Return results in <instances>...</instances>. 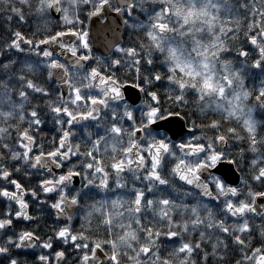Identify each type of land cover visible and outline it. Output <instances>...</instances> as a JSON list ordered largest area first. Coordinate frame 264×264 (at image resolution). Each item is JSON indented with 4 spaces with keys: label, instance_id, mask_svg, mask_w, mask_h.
Masks as SVG:
<instances>
[{
    "label": "snow or ice",
    "instance_id": "6c2138e0",
    "mask_svg": "<svg viewBox=\"0 0 264 264\" xmlns=\"http://www.w3.org/2000/svg\"><path fill=\"white\" fill-rule=\"evenodd\" d=\"M110 14L136 39L94 56ZM0 20V264H264V0H0Z\"/></svg>",
    "mask_w": 264,
    "mask_h": 264
},
{
    "label": "flooded vegetation",
    "instance_id": "af4514ba",
    "mask_svg": "<svg viewBox=\"0 0 264 264\" xmlns=\"http://www.w3.org/2000/svg\"><path fill=\"white\" fill-rule=\"evenodd\" d=\"M55 16V14H54ZM94 20H96V25L99 29L101 30H105L106 27H109L111 25H118V20H113L112 17H111V14L109 15V18L106 22H101L99 19L97 18H94ZM109 20H113V23H110L109 24ZM121 22V30H120V40H119V43L121 44H124V45H128L130 43H132L136 37L135 35L133 34V31L132 29L130 28H127L126 26L123 25L122 21ZM40 23V21L38 19H36L35 17H32L30 19V24H31V27L32 29L34 30L36 25ZM56 25V19H53L52 20V27H55ZM88 26V25H86ZM24 32L26 34H31L28 30V26H25V28L23 29ZM2 34V28L0 29V35ZM67 39V38H66ZM91 44H92V40H91ZM93 49V47H92ZM94 56H99V57H105L99 53H97L94 49H93V53H92ZM112 54V50L110 52L109 55ZM108 55V56H109ZM33 59H35L33 57ZM37 82H40L42 83V81L38 80ZM251 80L249 81V83L251 84ZM128 85L130 86L131 83H133V81L131 80V78L127 81ZM161 93L163 94V89L160 90ZM142 96V94H139ZM137 104H139V100L137 102ZM227 127V124L225 125ZM82 133V128L80 126H77V139L80 138V135ZM40 136H42L44 138V142H45V145L47 146L48 143L51 141L52 137L57 135L55 129H54V126L52 124L51 121H48L47 124L45 125L44 127V131L42 133L39 134ZM236 142H233L232 140H229V146L235 144ZM234 150V149H233ZM241 174L240 173H237V176H240ZM80 184H81V181H80V178H79V185L76 187V188H79L80 187ZM241 187H243V185H241ZM49 203H51V201H49ZM30 211L37 214L40 219H39V229H37L38 231L41 232V234L43 233H51L52 229H53V226H54V216L52 215H49L48 213L51 212V209L48 208V207H44L43 209L40 208V206L38 205V203H34L32 208H30ZM74 226L79 229L80 228V225L82 223L81 221V214H78L75 218H74ZM28 227L30 228H33V229H36V224L35 223H31V224H28ZM92 230L93 232H95V227H94V224L92 222ZM39 251V250H37Z\"/></svg>",
    "mask_w": 264,
    "mask_h": 264
},
{
    "label": "water",
    "instance_id": "95a60500",
    "mask_svg": "<svg viewBox=\"0 0 264 264\" xmlns=\"http://www.w3.org/2000/svg\"><path fill=\"white\" fill-rule=\"evenodd\" d=\"M113 23V20H109V24ZM91 40L93 49L100 53L103 56L109 55L111 52L110 45L119 43L120 40V30H121V22L118 20V25H111L106 27L105 30H101L96 25V20H92L91 22ZM136 93L139 95L137 89H133L130 86L127 91H125V96L129 97ZM138 102V100H137ZM79 185V178L75 179V187Z\"/></svg>",
    "mask_w": 264,
    "mask_h": 264
},
{
    "label": "rangeland",
    "instance_id": "374dc122",
    "mask_svg": "<svg viewBox=\"0 0 264 264\" xmlns=\"http://www.w3.org/2000/svg\"><path fill=\"white\" fill-rule=\"evenodd\" d=\"M0 26L2 27V34H1V35H3L5 29L7 28V25H4V24H3V21L0 20ZM17 55H18L20 58H23V57H24V54H17ZM254 71H255V70H254ZM258 81H259V77L257 76L256 82L258 83ZM255 115H256V118H257L258 120H264V111L258 109L257 112L255 113ZM232 141H233V140H232ZM233 142H235V141H233Z\"/></svg>",
    "mask_w": 264,
    "mask_h": 264
},
{
    "label": "trees",
    "instance_id": "16d2710c",
    "mask_svg": "<svg viewBox=\"0 0 264 264\" xmlns=\"http://www.w3.org/2000/svg\"><path fill=\"white\" fill-rule=\"evenodd\" d=\"M2 27L0 26V29H1ZM93 224H94V227H95V232L97 231V224H96V221L95 220H93Z\"/></svg>",
    "mask_w": 264,
    "mask_h": 264
}]
</instances>
